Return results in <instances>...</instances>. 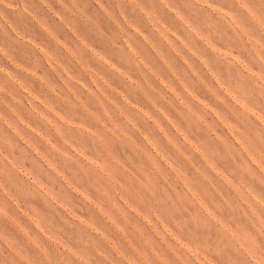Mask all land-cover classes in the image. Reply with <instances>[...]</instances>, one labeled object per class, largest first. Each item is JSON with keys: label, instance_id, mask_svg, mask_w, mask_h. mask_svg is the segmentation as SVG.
Instances as JSON below:
<instances>
[{"label": "rangeland", "instance_id": "374dc122", "mask_svg": "<svg viewBox=\"0 0 264 264\" xmlns=\"http://www.w3.org/2000/svg\"><path fill=\"white\" fill-rule=\"evenodd\" d=\"M0 264H264V0H0Z\"/></svg>", "mask_w": 264, "mask_h": 264}]
</instances>
